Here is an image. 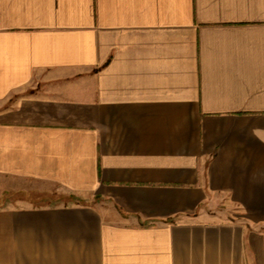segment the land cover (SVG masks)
<instances>
[{
  "label": "crops",
  "instance_id": "1",
  "mask_svg": "<svg viewBox=\"0 0 264 264\" xmlns=\"http://www.w3.org/2000/svg\"><path fill=\"white\" fill-rule=\"evenodd\" d=\"M0 176L86 200L0 264H264V0H0Z\"/></svg>",
  "mask_w": 264,
  "mask_h": 264
},
{
  "label": "rangeland",
  "instance_id": "2",
  "mask_svg": "<svg viewBox=\"0 0 264 264\" xmlns=\"http://www.w3.org/2000/svg\"><path fill=\"white\" fill-rule=\"evenodd\" d=\"M17 198L29 199V203L35 206L86 201L84 197L69 193L53 183L0 176V204Z\"/></svg>",
  "mask_w": 264,
  "mask_h": 264
}]
</instances>
